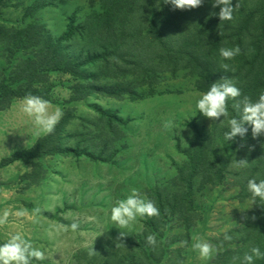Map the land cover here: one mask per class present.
I'll return each mask as SVG.
<instances>
[{"label": "rangeland", "instance_id": "1", "mask_svg": "<svg viewBox=\"0 0 264 264\" xmlns=\"http://www.w3.org/2000/svg\"><path fill=\"white\" fill-rule=\"evenodd\" d=\"M33 2L0 0V216L5 210L10 213L7 224L0 226V240L8 232L28 233L37 245L48 250L46 264H107L108 261L117 264L138 243L147 218L138 221L129 235L121 237L109 219L110 205L132 189L146 195L149 188L170 183L177 175V167L187 158L183 149L195 138L194 128L187 123H194L211 134L213 121L199 112L195 116V95L201 92L195 89V78L185 77L184 71L175 77L170 73L162 76L157 89L164 92L171 89L173 93L137 101L97 92L81 97L74 86L83 82L73 73L46 71L45 81L36 84L49 87L51 103L61 107L63 118L69 119L61 132L68 137L63 140L65 147H74L77 140L74 137L82 134V148L101 153L95 147V140L88 141L96 136L97 142L104 140L109 144L105 157H113L107 162L85 153L76 156L50 152L35 157L33 148L48 135L32 138L30 122L16 110V101L21 97L7 102L1 89L2 85L18 84L22 65L34 59L35 48H24L28 42L21 40L26 28L34 22L44 23L53 33H62L67 19L61 9L55 8L26 18L25 9ZM89 4V1L81 2L82 6ZM67 7L72 13L73 8ZM109 82H117V78H108L103 83ZM100 109L116 112L130 122L125 126L109 123L101 118ZM168 120L175 122V128L165 131L163 124ZM232 182L227 177L220 185H208L204 189L197 184L195 208L199 217L194 220L189 239L182 219L178 215L168 217L163 242L167 244L174 235L179 237L178 242L172 241L167 246L168 257L175 259L172 251L181 248L184 259L179 264H215L218 252L210 260L200 258L191 248L192 237L199 235L213 244L212 240L244 222V214L252 205L249 198H238L240 190ZM20 208L28 209L30 215H13ZM37 208L40 212L32 214ZM73 222L80 225L75 232L66 228ZM92 248L95 255H89ZM115 251L118 253L113 254Z\"/></svg>", "mask_w": 264, "mask_h": 264}, {"label": "trees", "instance_id": "2", "mask_svg": "<svg viewBox=\"0 0 264 264\" xmlns=\"http://www.w3.org/2000/svg\"><path fill=\"white\" fill-rule=\"evenodd\" d=\"M83 1H89V6H82ZM236 3H239V10L234 19L220 22L217 16L211 15L219 11L212 7L211 0H204L200 7L187 10H173L163 0H34L25 9L26 18L47 8L61 9L67 19L66 29L62 33H53L46 24L34 22L23 30L25 37L21 36V40L28 42L24 48H35L34 59L22 65L19 83L2 85V93L7 102L27 93L51 100L49 87H39L36 83L45 81L44 72L60 70L73 73L83 82L74 86L81 97L97 92L137 101L173 93L171 89L165 90L166 93L157 89L162 76L170 73L175 77L184 71L185 77L195 78L193 84L199 92L207 91L211 83L225 76L236 83L243 95L255 99L264 92V0H233V6ZM68 5L73 8L72 13H69ZM235 46L241 49L240 54L231 61L222 60L219 49ZM222 63L229 65L226 71ZM108 78H117V82L103 83ZM232 103L229 101L230 116L236 115ZM98 112L109 123L113 121L125 126L130 122L110 110ZM68 120L64 117L52 135L40 140L33 148L35 157L50 152L74 153L76 156L85 153L90 158H100L101 162L113 157H105L109 144L104 140L97 142L96 136L88 141L95 140V147L100 148L101 153L82 148V134L74 137L77 138L74 147H65L63 140L68 137L62 136L61 132ZM219 123L213 121L211 134L194 123H187L194 128L195 138L182 151L187 158L177 167V175L170 183L158 184L146 191L160 214L147 218L145 229L138 235V243L117 264H179L184 259V250L174 249V259L168 257L167 248L172 241L178 242L179 237L174 235L167 244L162 237L168 217L178 215L186 227L187 239L190 238L194 220L199 217L195 208L197 184L200 189L218 186L228 177L240 190L238 198L246 199L249 198L247 180L264 179V136L253 138L249 128L244 138L237 137L226 144L223 140L226 128ZM177 147L181 149L180 142ZM44 149L46 151H42ZM240 160H246L249 166L237 169L235 161ZM258 203L244 214L240 226L225 232L233 237L231 242L224 241L225 233L212 240L221 250L215 264H233L234 256L242 257L254 246L264 250V202ZM149 234L156 236L155 246L147 243ZM256 264H264V259L257 260Z\"/></svg>", "mask_w": 264, "mask_h": 264}, {"label": "clouds", "instance_id": "3", "mask_svg": "<svg viewBox=\"0 0 264 264\" xmlns=\"http://www.w3.org/2000/svg\"><path fill=\"white\" fill-rule=\"evenodd\" d=\"M164 4L170 5L173 10H187L200 7L204 0H163ZM212 7L218 8V12L211 15L217 16L221 21H232L239 10V3L233 6V0H211ZM241 52L238 46L221 47L219 56L222 60L231 61ZM226 71L227 63H222ZM239 98V99H238ZM229 101L236 115L229 114ZM195 109L203 117L212 121H220L219 125L225 126L223 140L226 144L234 141L237 137L244 138L251 129L253 138L264 136V92L253 99L243 95L236 83L223 77L221 80L211 83L207 91L195 95ZM16 110L31 124V137L39 138L54 132L56 126L64 116V112L58 105H53L50 100L40 95L27 93L16 101ZM194 116V117H195ZM223 118V119H221ZM165 131L175 128V122L168 120L163 124ZM18 163H21L18 161ZM249 166L246 160L235 161L237 169H245ZM249 194V203L259 205L264 202V179L249 178L246 184ZM253 208V207H252ZM37 208L32 214L39 213ZM160 214L159 208L154 201L142 194L138 189L130 190L123 198L116 199L109 208V219L119 229L121 237L129 235L130 230L138 221L151 218ZM10 213L5 210L0 216V226L6 225ZM13 215L25 217L30 215L29 210L20 208ZM75 232L80 228L79 223L73 222L66 226ZM123 229L124 231H120ZM224 241L231 242L233 237L228 233L223 236ZM147 243L155 246L156 236L149 234ZM187 243V242H185ZM191 248L197 252L200 258L210 260L218 248L199 235L192 237ZM95 251L89 250V255H95ZM48 250L43 245H37L28 233L24 231L8 232L0 240V264H46ZM264 259V250L260 246H254L246 251L243 256H234L233 264H256L257 260Z\"/></svg>", "mask_w": 264, "mask_h": 264}]
</instances>
